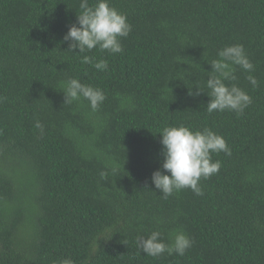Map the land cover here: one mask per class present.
Wrapping results in <instances>:
<instances>
[{"label":"trees","instance_id":"trees-1","mask_svg":"<svg viewBox=\"0 0 264 264\" xmlns=\"http://www.w3.org/2000/svg\"><path fill=\"white\" fill-rule=\"evenodd\" d=\"M109 4L131 25L123 52L79 54L63 41L79 0H0V264H264V0ZM236 44L254 70L233 65L225 83L252 103L209 114L208 62ZM70 78L103 91L97 111L64 103ZM179 125L210 129L231 154H212L221 167L199 181L203 195L164 199L151 182L159 132ZM152 231L193 243L150 257L137 240Z\"/></svg>","mask_w":264,"mask_h":264},{"label":"clouds","instance_id":"clouds-1","mask_svg":"<svg viewBox=\"0 0 264 264\" xmlns=\"http://www.w3.org/2000/svg\"><path fill=\"white\" fill-rule=\"evenodd\" d=\"M80 12L77 14L76 23L69 26L63 37L68 42V51L78 49L79 54L90 52L98 48L102 52L118 54L123 52L121 40L126 38L131 25L127 17L111 7L109 0H79ZM218 59L208 62L211 66L206 87L209 89L207 96L210 98L206 111H233L242 115L244 110L252 103L251 97L236 84H226L225 81H234L233 65L239 66L246 72H252L254 65L245 54L240 44L227 46L217 52ZM81 63L89 64L98 71L107 70L108 62L83 55ZM249 83L255 88L258 81L252 75L247 77ZM202 91L196 87V92L190 95H199ZM64 103L86 100L93 112L100 108L106 99L102 90L91 85L81 83L75 78L66 82L63 92ZM35 127L43 132V125L39 120ZM160 144L162 145L163 161L160 169L151 175V182L159 190L164 199L185 188L196 195H203L199 186L201 178L208 179L218 173L221 164L212 161L213 153L224 152L231 154L225 139L211 131L203 129L193 131L190 128L179 126H166L160 130ZM161 169L163 171H161ZM167 173V174H165ZM192 240L182 231L174 235L172 243L166 244L159 231H152L146 238H138L137 244L141 252L150 257H158L167 252L183 256L192 246ZM59 264H74L70 258L59 261Z\"/></svg>","mask_w":264,"mask_h":264}]
</instances>
